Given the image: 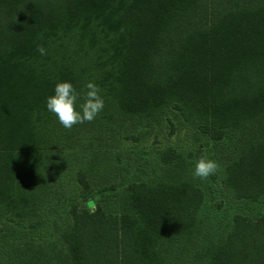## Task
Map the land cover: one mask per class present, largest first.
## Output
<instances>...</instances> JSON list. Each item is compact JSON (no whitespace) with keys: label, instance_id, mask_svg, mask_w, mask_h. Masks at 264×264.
Masks as SVG:
<instances>
[{"label":"trees","instance_id":"obj_1","mask_svg":"<svg viewBox=\"0 0 264 264\" xmlns=\"http://www.w3.org/2000/svg\"><path fill=\"white\" fill-rule=\"evenodd\" d=\"M64 80L99 86L94 120L45 110ZM177 127L198 158L228 139L223 186L264 198V0H0V264H264V210L215 238L172 146L159 176L108 178L124 143Z\"/></svg>","mask_w":264,"mask_h":264},{"label":"rangeland","instance_id":"obj_2","mask_svg":"<svg viewBox=\"0 0 264 264\" xmlns=\"http://www.w3.org/2000/svg\"><path fill=\"white\" fill-rule=\"evenodd\" d=\"M152 141L153 139L149 138L142 142L145 146L124 143L120 150L114 148L116 150L111 155V162H106L103 165V168L109 173L108 178L111 177L110 181L143 180L159 176L161 170L158 166V153L165 147L172 146L187 160L188 172L204 194L198 218L215 238L221 239L231 229L235 214L256 218L264 210V198L256 203L237 201L232 197L231 192L223 186L224 169L232 154V147L228 139L221 140L211 150L203 149V157L211 158L220 165L219 170L207 178L193 175L195 162L198 159V147L193 142L190 130L177 127L171 138L166 140L161 136L155 144ZM100 176L102 175L97 172L92 176V179L97 180Z\"/></svg>","mask_w":264,"mask_h":264},{"label":"clouds","instance_id":"obj_3","mask_svg":"<svg viewBox=\"0 0 264 264\" xmlns=\"http://www.w3.org/2000/svg\"><path fill=\"white\" fill-rule=\"evenodd\" d=\"M37 51L41 55L45 54L43 47L37 46ZM103 107L104 98L100 95V88L92 81L85 82L81 90H77L70 81H57L52 94L45 97V110L65 129L94 120ZM219 168L217 161L200 157L195 162L193 175L207 178Z\"/></svg>","mask_w":264,"mask_h":264}]
</instances>
